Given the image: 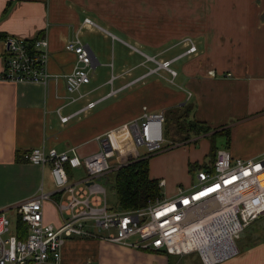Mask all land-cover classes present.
Wrapping results in <instances>:
<instances>
[{
	"label": "crops",
	"instance_id": "crops-1",
	"mask_svg": "<svg viewBox=\"0 0 264 264\" xmlns=\"http://www.w3.org/2000/svg\"><path fill=\"white\" fill-rule=\"evenodd\" d=\"M5 11L8 13L3 17ZM86 19L94 21L99 28L84 25ZM111 29L125 39L111 34ZM78 32L93 54L94 73L100 62L107 64L102 39L127 49L130 56L139 55L143 59L139 66L147 69L152 68L147 57L161 61L179 57L174 64L184 61L181 73L175 69L176 79L182 82L176 84L179 92L170 106H181L184 113H189V121L203 124L210 132L193 136L199 151L190 152L183 147L185 143L172 144L170 150H163L150 161V177L165 180L169 187L164 198H175L180 189L189 191L195 187L198 181L189 178L187 165L210 166L213 152L215 156L221 148L243 160L264 156V0H0V73L6 60L5 41L11 37L46 39L49 71L71 73L75 58L64 47ZM85 34L89 39H84ZM189 39L197 46L196 53L186 54ZM130 42L152 53L148 55ZM169 54L171 57L167 58ZM136 68L139 67L132 69ZM147 72L134 77L129 73L127 77L131 79L97 99L90 96L101 86L88 89L91 80L83 87L86 92L81 90L86 97L74 103L68 100L64 80L53 82L49 88L0 81V212L8 210L6 216L12 220L13 229L18 203L34 196L42 185L48 193L55 190L49 168L42 170L29 164L25 155L35 148L65 152L77 147L80 155L86 157L99 151L100 135L114 132L115 139L120 140L124 135L120 134L122 127L140 118L133 117L122 125L110 127L111 111L105 103L153 77L146 76ZM125 75L118 77L124 81ZM111 83L109 80L102 86ZM152 84L134 90L133 96L147 95L150 87V97L142 108L164 111L152 98ZM113 91L117 93L112 94ZM186 92L192 93L190 99ZM92 102L96 103L95 107L83 111ZM60 116L71 119L63 124ZM228 129L229 139L226 137L224 141L225 136L221 137L217 146L214 139L210 141V135L213 138L215 134L225 135ZM121 166L114 165V171ZM77 173L73 171L70 175L76 179ZM57 202L58 198L54 197L45 204L44 222L59 227L63 222ZM263 241L242 251L237 248L238 254L215 262L264 264ZM188 257L136 250L99 239L72 238L63 247L61 264H204L202 259L196 262Z\"/></svg>",
	"mask_w": 264,
	"mask_h": 264
},
{
	"label": "built area",
	"instance_id": "built-area-1",
	"mask_svg": "<svg viewBox=\"0 0 264 264\" xmlns=\"http://www.w3.org/2000/svg\"><path fill=\"white\" fill-rule=\"evenodd\" d=\"M84 25L99 28L90 19H86ZM79 34L64 47L75 58L74 69L68 74L49 71V42L46 39L8 38L0 81L40 84L49 88L53 82L64 80L70 103L85 98L81 90L91 83L95 60ZM187 42L190 48L186 54L196 53L193 40ZM177 60L179 57L172 61L147 57V61L156 66L148 68L146 76L167 73L173 83L178 77L173 69ZM186 93L190 99L192 93ZM95 105V102L89 103L83 111L93 109ZM60 118L63 124L71 119L70 116ZM165 123L164 111H157L124 125L122 128L131 139L128 160L148 159L160 153L164 149ZM113 133L100 135L97 138L99 151L90 156L82 157L77 147L65 152L35 148L25 155L29 164L42 170L49 168L55 190L48 193L42 185L34 196L15 206L17 216L27 228L24 240L13 233V224L6 216L8 210L0 212V264H61L63 247L72 238L99 239L180 258L199 253L207 264L197 245L199 236H216L229 228L235 242L244 230L264 216V156L243 160L224 148L217 150L208 169L193 171L198 184L189 191L180 189L175 198L161 196L149 200L138 210H111L103 183L114 171L111 163L116 157ZM140 147L146 149L145 156H141ZM73 171L82 172L83 176L73 179L70 175ZM158 186L165 188L166 181L159 180ZM54 197L58 198L57 207L62 216L63 223L59 227L44 222V206ZM92 229L99 231L96 233ZM101 232L108 234L103 236Z\"/></svg>",
	"mask_w": 264,
	"mask_h": 264
},
{
	"label": "rangeland",
	"instance_id": "rangeland-1",
	"mask_svg": "<svg viewBox=\"0 0 264 264\" xmlns=\"http://www.w3.org/2000/svg\"><path fill=\"white\" fill-rule=\"evenodd\" d=\"M109 32L117 37H119L120 39H125L124 37L120 36L118 34V32L116 30H109ZM98 36V35H97ZM100 38V36H98V39ZM84 39H89L87 34L84 35ZM103 42V48L105 50V52L107 53V64H104V62H100L94 75H92V85H90V87L88 89H91L93 87L96 86H101V88L98 90L97 93H95L93 96H90L93 99H97L100 96H103L105 94H107L108 92L111 91V89H117L119 88L121 85H123L124 83H126L127 80L131 79L132 77H127L129 73H131V75L134 77L139 73H145L147 72V68H145L144 66L140 67L139 65L143 62V59L133 53L134 55L130 56L128 55V50L124 49V48H120L118 45L116 46H112V44L110 43L109 40H105L102 39ZM132 44V46L138 48L139 50H141L142 52H145L146 54H151L152 52H150L147 48H139L138 46H135V44L133 42H130ZM171 54L167 55V58H170ZM151 67L155 68L156 65H154V63H151ZM184 64V61H179L176 64L173 65V68L176 69L178 72L181 73V68ZM105 65L107 67H105ZM134 67H139L136 69H132ZM126 74L124 76V81H122L121 79H119V75L120 74ZM153 77L147 79L146 81H144V83H140L138 84L136 87L131 88L129 90H126L120 94H118L117 96L113 97L112 99H109L106 103L105 106H109V109L111 111V115L109 117L110 119V123L111 126H119L122 125L124 122H128L130 121L133 117H137V119L141 118L144 115V112L146 113H152L150 110V107H143L142 108V104L144 102H146L148 100V98L150 96H148L150 90V87H148V92L147 95L142 93V97H137V96H133V91L139 89L140 87H144L146 84H152L151 86L153 87V97L155 98V102L156 104H158L160 110H164L165 116H166V123L164 125V136H165V142L163 144L164 147V152L167 150H170V146L173 145H181L184 144L183 147H187L188 150L190 152H195V151H199L200 149H198V144L196 142H193L192 138H194L193 136L196 135V133L198 132V128L193 127V125H191V130L193 129L194 132H190L187 135V138L190 139L188 141H183L184 137L183 136H179L176 137L174 136V130L177 128V125L179 126L182 125L183 122L185 123H189L190 121L188 120V118L190 117L189 113L187 112H183L182 108H180L178 105L176 106H170L171 103L170 101H174L175 98L173 96H177L176 92H179V89L176 87V84H180L181 79L178 78L175 81H173V83H171V78L168 74H164L163 72H160L159 75L155 74L152 75ZM166 78V79H165ZM111 80L113 82V84H106L104 86H102L103 83H106L107 81ZM170 89V93L167 91L168 89ZM85 90H87L86 88H83L82 91L86 92ZM130 96V97H129ZM148 96V97H147ZM129 97V98H127ZM86 101L84 100L83 103H85ZM77 106H81V105H77ZM144 106V105H143ZM167 106H169V108H167ZM76 108V107H73ZM133 108V109H132ZM100 108L96 109L94 112L99 111ZM136 120V119H135ZM181 122V123H180ZM130 123V122H129ZM179 123V124H178ZM128 124V123H127ZM139 124L141 125L142 122H139ZM190 124V123H189ZM229 127H234L233 125H230ZM210 132V131H209ZM204 133V134H208ZM120 134H124L121 135L122 138L120 140H116L114 141V149L116 152V157L114 159L111 160V163L116 166H120V164H128L129 160H128V155L130 154V147H131V139L130 136L128 135V133L123 129V131L120 132ZM114 138L116 136V134H113ZM196 136H201V135H196ZM225 135H219V136H215L214 138L212 137V135L209 136L210 141H212L213 139L215 140L213 142L216 143L215 145H219L220 143V139L221 137H223ZM208 139V140H209ZM224 141L226 140V136L223 139ZM162 150V151H163ZM161 151V152H162ZM139 152L141 154V156H145L146 154V149L144 147H140L139 148ZM201 152V151H200ZM155 158V155H153L152 157H150V161L153 160ZM214 158V152L212 155V160ZM204 160V158H203ZM138 161L137 159H131L130 162H136ZM200 163L201 159L199 160ZM200 165V164H198ZM117 167V168H118ZM156 167H159V165L156 164ZM117 171V170H116ZM171 168L169 169V172H171ZM115 172V171H114ZM114 172L110 174V178L113 177ZM77 177H82L83 173L82 172H78L77 173ZM187 175L189 176V178L192 180V177L194 179H196L195 173H193V171H191L190 173V168L187 165ZM106 190H107V201H108V206L110 209L112 210H118V206H117V197H116V193L114 190V187L112 186V184H108L106 185ZM160 194L162 197H167L169 194V187H165L163 189H160ZM11 220V219H10ZM12 222V220H11ZM92 231L98 233V229H92ZM100 234H102L103 236H106L108 233L106 232H101ZM211 235V234H210ZM75 239H79V238H75ZM264 239V216L261 217L260 219L256 220L254 223H252L246 230H244L241 234H240V238L235 239V244L236 247L238 248V250L242 251L245 247H249L252 245H255L256 243H259L261 241H263ZM264 242V241H263ZM238 254V253H237ZM187 259H191L193 261H200L201 262V256L199 253H195L192 256H189ZM175 260V259H173Z\"/></svg>",
	"mask_w": 264,
	"mask_h": 264
},
{
	"label": "trees",
	"instance_id": "trees-1",
	"mask_svg": "<svg viewBox=\"0 0 264 264\" xmlns=\"http://www.w3.org/2000/svg\"><path fill=\"white\" fill-rule=\"evenodd\" d=\"M7 13L8 11H5L3 17ZM189 123L183 122L182 125L178 123L179 126L177 125V128L174 130V136H183V141L189 140L187 138L188 133L194 132L193 129L191 130V125L198 128L196 135L209 132L203 124L201 125L194 121H190ZM224 134L229 139L230 130L224 131ZM189 168L190 171H194L197 169H208L209 167L206 164H191ZM108 178L109 184H112L116 193L118 211L138 210L144 208L149 200H156L161 197L158 181L150 177V158L141 159L136 162H130L129 160L126 166L119 168L114 172L113 177L110 178L109 175ZM13 233L21 240L27 237L26 225L19 217L15 221Z\"/></svg>",
	"mask_w": 264,
	"mask_h": 264
},
{
	"label": "bare ground",
	"instance_id": "bare-ground-1",
	"mask_svg": "<svg viewBox=\"0 0 264 264\" xmlns=\"http://www.w3.org/2000/svg\"><path fill=\"white\" fill-rule=\"evenodd\" d=\"M197 245L201 249L207 264H213L215 261L237 252V247L229 228L223 229L216 236L207 234L202 237L199 236Z\"/></svg>",
	"mask_w": 264,
	"mask_h": 264
},
{
	"label": "water",
	"instance_id": "water-1",
	"mask_svg": "<svg viewBox=\"0 0 264 264\" xmlns=\"http://www.w3.org/2000/svg\"><path fill=\"white\" fill-rule=\"evenodd\" d=\"M106 180H107V182H106L105 184H108L109 178L107 177ZM232 255H233V254H232ZM232 255H228V256L224 257L223 259H221V260H219V261H217V262H221V261H223V260L229 258V257L232 256Z\"/></svg>",
	"mask_w": 264,
	"mask_h": 264
}]
</instances>
